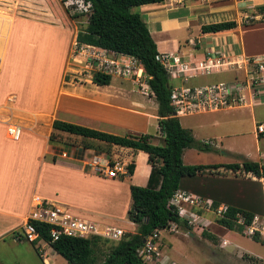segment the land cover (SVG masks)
<instances>
[{
    "label": "rangeland",
    "instance_id": "rangeland-1",
    "mask_svg": "<svg viewBox=\"0 0 264 264\" xmlns=\"http://www.w3.org/2000/svg\"><path fill=\"white\" fill-rule=\"evenodd\" d=\"M250 1L255 3L259 0ZM0 2V12L11 10L7 6V0H0ZM245 2L246 0H181L173 2L169 5L170 9L185 11L184 17L179 20V24L184 29L178 28L161 32L153 29L154 27L158 28L159 24H149V31L156 42L159 52L173 49L174 54L180 58V64L188 65L189 68H195L203 58L218 57V53H220L219 51L210 49V42L214 36L202 34L200 32L202 24L223 22L232 19L243 25L255 22L252 27H242L240 39L243 41L245 47L252 48L251 53H256L264 57V23L259 20L256 21L254 12L248 13L249 15L242 14L241 9L244 7ZM61 4L66 9V14L69 18L68 23L72 26L73 30L77 31L85 27L89 13L86 5L82 4L80 0L72 2L70 0H61ZM76 13H83V15L74 17L73 15ZM25 28H28V31H32L27 26ZM24 30L21 29L22 34ZM32 33L29 32L28 34L30 35L25 33L20 39L16 38L15 43L19 45L18 47L13 46L14 37L12 39L8 58L2 71L0 70V104L6 102L7 97L12 93L17 94L20 98L22 97L23 101H25L26 96H30V98L34 96L36 85L30 79L31 76L28 77L26 74L28 65H26L24 60V56L32 54L31 46L34 43H29L28 45V40L25 39V36L29 37ZM69 44V37L67 36L63 50L67 49ZM74 50L75 46L72 44L66 63L65 80L77 84L87 83L86 80L90 78L89 76L97 71L95 67L96 63H92L94 67H88L83 58L74 54ZM203 52L204 57L200 59ZM247 54H250V52ZM225 55V60L229 62L233 61V57H228L227 54ZM229 68H234V66ZM239 70L241 71L236 76L228 68L220 69V71L210 69L206 72L195 70L190 72L193 76L188 78L184 84L199 87L218 82H230L233 80H243L244 78L251 79L252 77H258L256 75L258 72L257 69H248L245 67ZM181 77L184 78V74ZM145 80L146 76L140 79L141 82ZM174 84H177V82ZM109 86L115 89V92H118L120 88V104L126 108H137L132 103L137 102L141 104L136 109L138 112L152 115L157 109V103L149 98V92H146V94L141 93V86L131 79L112 76ZM256 87L259 93H256L252 100L248 95L246 99L247 106L244 105L241 108L234 107L233 109L227 108L218 112H207V114L179 116L178 120L180 124L183 127L194 126L197 136L206 137L208 135H214L216 138H219L214 141V146L210 150L186 149L183 155V162L185 164L241 163L247 158L248 160L259 162V156L261 158L264 157L262 156L264 154V137L260 138L262 142L259 145L256 144V140L254 139V133L256 132L253 130L252 122V116L255 115L257 120H259V122L257 121L258 123H264V103L257 105L259 102H262L260 99L262 87L258 80ZM13 99L14 97L11 95L7 101L12 102ZM28 104L31 105L32 103L29 102ZM6 110L0 108V112L4 113V116L9 113V110ZM126 111L121 110L119 115H112L106 112V115L102 116V118L105 119V116L109 114V116L115 117V121L118 124H110L111 122L97 124L101 128L99 130L103 132H108L107 130H109L112 132L111 134L120 136L128 135L130 132L148 134L152 137V144H163L158 133L159 130L156 128L157 123L149 114H134L128 110ZM204 122L210 124L208 130L196 127L204 125ZM13 124L16 125L15 122ZM96 127L90 125L89 128L97 130ZM1 128L0 169L4 168L6 164L3 162V156L5 154L9 152L14 155L19 153L18 156L21 158L20 153L23 149H20L19 146H21V143H23L22 147L27 146L26 143L24 144L26 137L24 134L20 141H13L6 137L5 131ZM65 141L69 145H61V147L54 149L50 158L54 156L53 154L65 151L67 156L70 154L74 159L89 162L94 155L101 154L111 159L116 157L123 163L136 162L139 171L135 176L127 175V177L122 176L123 178L115 179L106 178L108 181H105L106 183L101 184L98 188L91 184H71L75 175L71 177V174L68 175L58 170L42 169L40 177L39 173L35 175V172L32 178L30 177L31 173L29 171L26 175V172L21 173L19 171L16 173L13 169H15L14 166L17 163L18 156H13L14 161L8 163L7 170L0 171V204L15 206L21 198L22 200H26L34 192H36L35 194H62L63 197L60 196L61 199L72 204L68 205V211L70 213L85 212V216L92 220L90 222L97 224L100 228H103L105 225H110L132 230L134 224L128 220L126 214L131 205L129 187L130 185L142 186L139 183L141 177L144 176V169L147 164L145 159L141 156H135L133 158L134 155L128 150L105 144L93 145V152H87L84 157L79 152L82 148L78 146L85 145L80 138H76L75 140L69 138ZM72 145L74 146L71 147ZM192 149H195V152ZM25 150L26 152L28 151L27 149ZM93 153L95 154L93 155ZM241 154L247 158L240 156ZM261 165H264V159L261 161ZM85 169L92 174H96L93 170H89L87 166ZM204 174L206 175L204 179H206L207 183L204 180L201 183L205 184L203 188L212 194L214 199L209 200V202H205L204 199H199L200 203L198 205L182 204L181 211L179 210V215L182 220L178 224H171L170 227L165 229L162 237H166L167 233L182 235L185 241L183 243L177 241L178 243L176 245H179L180 251L189 256L195 264H264V245L251 240L252 233H247L250 227L244 226L243 231L239 232L237 227L229 230L220 226L217 222V219L221 217L220 211L228 205H233L253 212L258 217V220L253 221L252 226L264 233V186L262 179H258L250 173L243 171L232 172L225 168H220L214 173L206 172ZM26 178L28 182H24ZM35 181H37L39 186L37 188L38 190L33 188ZM213 201L219 204L217 209L212 208L211 203ZM237 225H242V223L237 222ZM1 230L2 228H0V264H43L42 259H46L48 264H68L63 257L53 252L49 246L38 242L39 239L34 243H30L23 237L22 239L16 238V231L1 233ZM20 231L18 230L19 233ZM261 237L264 239V234H261ZM100 238L102 240L99 243L97 251H99V260H102L104 255H107L109 252L111 245L116 244L118 241L107 240L103 237ZM104 240L109 242L105 243ZM165 242L163 241V244ZM207 246L214 247L216 253L209 255L207 253ZM38 253L41 254L42 259L38 256ZM247 257H252V260Z\"/></svg>",
    "mask_w": 264,
    "mask_h": 264
},
{
    "label": "crops",
    "instance_id": "crops-1",
    "mask_svg": "<svg viewBox=\"0 0 264 264\" xmlns=\"http://www.w3.org/2000/svg\"><path fill=\"white\" fill-rule=\"evenodd\" d=\"M178 1L181 0H168L163 3L142 5L133 8L132 11L138 12L142 16L147 27L149 24H159L158 28L154 27L153 29L166 32L168 30L183 28V26L179 24V20L180 18L184 17L185 11L169 8L171 3ZM260 5H264V0H259L255 3L251 2L250 0H246L241 12L242 14L254 12V16L257 19L256 21H258L261 16L257 11V7ZM7 6L11 9H9L10 11L0 12V70L2 71L3 66L8 58V52L11 49L13 37V46L18 47L19 45H16L15 39L22 38L23 34L25 33L28 34L29 32H33L31 36H25V39L28 40V45L29 43L34 44L31 46L32 54L24 56V60L26 65H28L26 74L28 77L31 76L30 79L33 80L36 88L34 96L31 98L30 96H26L25 101H23L22 97L20 98L17 94L12 93L7 97L8 99L12 95L14 97L12 102L7 101L6 99V102L0 104V108L2 110H9V113L6 116H4V113L0 112V128L2 127L1 129H3L6 134L7 126L15 122L16 125L22 129L21 137L23 134L26 136L24 139V144H27L26 147H22L23 143H21V146H19L20 149H23V151L20 153L21 158L18 156L19 153L15 155L10 152L5 154L3 156V162L6 164L4 165V168L0 169V171H3L4 169L7 170L8 163H12L14 161L13 156H18V159L16 158L17 163L14 166L15 169H13L16 173L19 171L21 173L26 172V175L29 171V173H31L30 177L32 178V175L35 174V172V175L39 173L40 177L42 169L58 170L68 175L71 174V177H74L75 175L71 184H91L99 188V186H101V184H105V181H108V179L88 172L86 170L87 168L85 169V162L83 160L74 159L70 154L67 156L65 151L53 154L54 156L51 158L50 156H52L54 149L61 147V145L68 146L69 144L65 140L69 138H73V140L80 138L82 142H84L85 145L78 146L79 148H82V150L79 151L82 156H86L87 152H93V145L98 146V144H107L95 139L83 138L81 136L53 130L52 122L57 119L69 123H76L77 125L86 127H90V125L97 126V130H99L101 128L97 124H107L110 122V124H118L117 121H115V117L109 116V114L105 116V119H103L102 116L106 115V112L111 113L112 115H119L121 110H128L131 113H140L143 115H148L149 113L138 112L136 109H138L139 105L141 106V104L137 102H132L137 108L132 109L131 107L126 108L122 106V104H120L119 97L120 88L118 92H115V89H112V87L109 85L98 86L92 83V75L89 76L90 78L86 80L87 83L84 84H77L75 82H68L65 80L66 63L71 50V45L76 43L75 38L77 31L73 30L72 26L69 25V18L67 17L66 9H64L61 4V0H7ZM254 23L243 25L237 22L238 26L235 29L210 34L214 36L210 42V49L219 51L224 55L227 54L228 57H233V61L231 63L233 64L232 66H234V68L228 67V70L232 71V73H235V76L239 71H241L239 70L240 68H245V65L239 60L260 56L259 54L251 53L252 48L245 47L243 41L240 39V31L242 27H252ZM25 26L29 27L32 31H28L29 29L25 28ZM21 29H25L23 34L21 33ZM149 29L150 28L148 27V30ZM67 36L69 37L70 44L68 45L67 49L63 50V47L66 44ZM248 52H250V54H247ZM159 53L174 54L175 52L173 49H171L161 51ZM203 57L204 52L200 56V59ZM261 75L263 77L260 97L262 102H259L257 105L264 103V75L263 73H261ZM149 98L155 101L154 97L149 96ZM27 101L31 102L32 104H28L29 102ZM242 107H244V105ZM233 108L234 107H231L229 109ZM156 112L157 109L152 115H149L156 121V128L159 130V119L156 115ZM204 114H207V112ZM14 117L15 119L12 120ZM177 118H179V116H177ZM257 121L259 122L256 116H252L253 130H255V132L256 125L259 124ZM209 125L210 124H207V122H204V125H199L196 127L208 130L210 127ZM184 128L191 130L196 141L207 143L211 147L214 146V141L219 139L214 135H208L206 137L197 136L195 130L196 128H194V126ZM107 131L108 133H112L109 130ZM158 133L162 139L163 136L161 132L159 131ZM256 133H254V139L256 140V144L259 145L262 141L258 137L260 134ZM52 134L55 137L54 141H50V136ZM130 134L138 133L130 132ZM6 137H8L7 134ZM21 137L18 141L21 140ZM73 146L74 145L71 147ZM113 146L118 147L115 145ZM25 149L28 151L26 152ZM124 149L131 152L134 155L133 158L135 156H141L147 162L148 155L145 152H135L128 148ZM192 150L195 152V149ZM185 151L186 149L184 152ZM94 154L95 153H93V155ZM240 156L247 158L243 154ZM262 156H264V154ZM263 159L264 157L261 158L259 156L258 163L261 164ZM134 165L135 168L133 176L137 175L139 171L136 162H134ZM150 169L151 167L147 162L146 168L144 169V176L141 177L139 185H146ZM205 176V174H197L195 176L183 177L180 181L178 191L193 198H198L201 200L204 199L205 202H209V200L211 201L214 199L213 195L206 191L203 188L205 184L201 183L203 180L207 183L206 179H204L206 178ZM25 181L28 182L27 178L24 180V182ZM33 188L38 190L37 188H39V186L37 181L34 182ZM35 193L36 192H34V194L32 193L26 200H22L21 198V202H17L15 206H5L0 204V228H2L1 233L16 231V234L19 233L18 230H22L28 215L32 211L33 196H39L43 199L51 201L61 207H64L66 210H69L68 205H72L71 203H67L61 199V197H63L62 194L49 195ZM85 214L86 213L82 211L73 213V215L86 221H92L87 216H85ZM136 227L137 226L134 224L132 230L122 229L121 227L119 228H121L124 233L133 234L136 232ZM163 232H165V230L158 232V240H156L154 243L155 249L144 253L145 260L149 264H195L189 256L183 254L180 251V246L176 245L178 242L183 243L185 238H183L180 234L170 233H167L166 237H162ZM16 238L18 237L16 236ZM18 239H22V237L20 236ZM163 241L166 242L163 244ZM44 242L41 241V243ZM44 245L49 246L47 243H44ZM50 249L53 251L51 247ZM143 250L145 251V248H143L142 251ZM207 253L209 255L216 253L214 247L207 246ZM39 257L41 258V255ZM42 263L48 264V261L46 259H42Z\"/></svg>",
    "mask_w": 264,
    "mask_h": 264
},
{
    "label": "trees",
    "instance_id": "trees-1",
    "mask_svg": "<svg viewBox=\"0 0 264 264\" xmlns=\"http://www.w3.org/2000/svg\"><path fill=\"white\" fill-rule=\"evenodd\" d=\"M89 4L87 23L76 33V44L90 45L111 51L116 54L127 55L135 58L142 66L146 82L149 87V96L154 97L157 103L159 131L162 134V145L150 142L148 134H128L124 136L103 132L86 126L77 125L61 120L52 122L53 130L91 138L107 145L128 148L135 152L143 151L148 155L150 173L145 186L130 185L131 205L127 210V218L134 223L136 232L126 233L114 245H111L107 255L99 260L97 248L102 240L98 236L86 239L61 236L56 241H51L49 226L31 221L39 234V240H44L55 253L63 257L68 264H149L142 249L146 241L154 233L165 230L171 224H178L182 219L177 207L169 202L174 193L179 190L183 177L195 176L206 172L214 173L220 168L232 172L243 171L262 179L264 186V165L248 159L241 163L227 164H185L182 155L185 149L196 148L210 150L207 143L197 142L190 129L184 128L174 115L171 105V81L165 66L158 59L160 53L156 42L148 27L138 12L132 9L142 5L163 3L168 0H83ZM261 16L259 21L264 23V5L257 7ZM83 13H76L78 17ZM248 25V24H247ZM238 26L234 20L217 23L202 24V34H215L235 29ZM92 83L98 86L110 84L111 77L100 72L92 75ZM264 137V133L258 136ZM54 135L50 141H54ZM135 165H128L129 176L133 175ZM123 178V177H122ZM213 209L219 204L211 203ZM255 214L240 207L228 205L217 219L220 226L229 230L237 227L243 231L244 225H251ZM244 225H237L239 218ZM16 233L15 235L18 237ZM20 238V237H19ZM157 239V238H156ZM152 239V243L156 242ZM108 240V239H107ZM104 240L105 243L109 241ZM251 240L264 245V239L258 232L251 236ZM34 243V242H32ZM40 256L41 254L38 253ZM252 260V257H247Z\"/></svg>",
    "mask_w": 264,
    "mask_h": 264
},
{
    "label": "built area",
    "instance_id": "built-area-1",
    "mask_svg": "<svg viewBox=\"0 0 264 264\" xmlns=\"http://www.w3.org/2000/svg\"><path fill=\"white\" fill-rule=\"evenodd\" d=\"M70 1L72 2L75 0ZM80 1L89 9L88 3H85L83 0ZM74 46V54L83 58L88 67H94L92 63H96V72L109 75L110 77L121 76L123 78L131 79L141 86V93L146 94V92H149L146 80L144 82L140 81L145 75L141 64L135 58L116 54L90 45L83 44L77 46L75 43ZM158 59L165 66L170 75L172 86L170 99L176 117L192 116L205 112H218L231 107H242L243 105H247L248 103H246V99L248 98V95L252 100L254 95L259 93L256 87L257 80L260 84L263 82V77L261 75V73L264 72L263 56H254L243 60V64L246 68L258 70L256 73V75H258L257 78L252 77L251 79L244 78L243 80L218 82L199 87L187 86L184 84L187 82L188 78L193 76L190 72L195 70L206 72L210 69L219 71L220 69L231 67L233 64L228 60H225L226 56L224 54L218 53V57L212 56L203 58L201 62H198V66L195 68H189L188 65L180 64V58L175 54L161 53ZM182 74H184V78L181 77ZM175 82H178V84H174ZM255 129L258 134L264 133V123H259L256 125ZM6 134L10 139L18 141L21 137L22 129L17 125L11 124L7 126ZM129 164L131 163H123L116 157L111 159L102 155H94L89 162H85V167H89V170H93L101 177L115 179L122 176H129ZM32 202V211L28 215L21 232L17 234L18 238L21 236L30 243L39 239V234L36 228L31 224V221H36L49 226V236L51 241H56L61 236L83 239L98 236L111 241H119L124 235V231L121 228L114 226L100 228L97 224L79 218L71 214L64 207L39 196H33ZM169 203L177 207L178 211H181L182 204L198 205L200 202L198 198L190 197L177 190ZM225 210L226 207L220 211V214ZM257 220L258 217L254 216L253 221ZM237 222L244 225L241 217ZM252 223L251 225H244L250 227V229L247 230V233H252V235L255 232H258L260 235L264 234L252 226ZM153 238H157V233H154L147 239L145 251H141L142 253L155 249L154 244L151 242ZM41 241L44 242L42 239L38 242Z\"/></svg>",
    "mask_w": 264,
    "mask_h": 264
},
{
    "label": "bare ground",
    "instance_id": "bare-ground-1",
    "mask_svg": "<svg viewBox=\"0 0 264 264\" xmlns=\"http://www.w3.org/2000/svg\"><path fill=\"white\" fill-rule=\"evenodd\" d=\"M241 63H243V59L242 60H239Z\"/></svg>",
    "mask_w": 264,
    "mask_h": 264
}]
</instances>
